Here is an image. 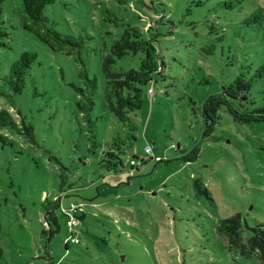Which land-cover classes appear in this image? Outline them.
<instances>
[{"label": "rangeland", "instance_id": "rangeland-1", "mask_svg": "<svg viewBox=\"0 0 264 264\" xmlns=\"http://www.w3.org/2000/svg\"><path fill=\"white\" fill-rule=\"evenodd\" d=\"M3 7L10 35L0 48V76L25 51L37 59L23 92L5 87L0 96V109L19 123V130L0 126V264H261L249 238L250 228L264 224V123L237 124L222 110L214 133L204 137L201 106L241 74L255 79L250 96L263 104L264 77L254 76L264 62V23L247 20L264 0L48 5L47 25L80 41L89 76L98 79L88 117L78 107L81 63L23 29L15 0ZM129 26L148 31L162 72L152 74L125 125L106 104L101 57ZM142 57L128 54L114 67L138 70ZM114 132L135 138L127 141L122 164L108 171L102 164ZM195 149L198 158L187 161ZM131 159L145 163L132 168ZM71 203L79 206L77 216L86 213L72 220L79 244H66ZM47 207L59 223L52 237ZM235 214L242 216L240 239L250 257L218 232L220 220Z\"/></svg>", "mask_w": 264, "mask_h": 264}, {"label": "trees", "instance_id": "trees-1", "mask_svg": "<svg viewBox=\"0 0 264 264\" xmlns=\"http://www.w3.org/2000/svg\"><path fill=\"white\" fill-rule=\"evenodd\" d=\"M6 0H0V48L7 45L6 39L9 37L4 26L3 13L4 3ZM56 0H15L17 13L21 26L26 31L34 34L40 41L45 43L53 51H64L69 56H74L81 63L82 68L79 77L82 79L84 86L76 87L80 95L78 107L87 117L92 111L95 104V97L98 93L97 77H90L85 63L80 55L81 43L71 35L63 34L53 27L47 25L45 9L48 5L53 4ZM264 23V8L259 7L253 14L248 17L247 23ZM148 31H143L137 27L129 26L125 28L121 37L115 40L110 48V52L101 57V73L104 77L103 95L109 110L115 117L125 125L131 121L129 114L140 108L143 88L152 80L153 73H161L162 68H158L159 56L152 44L153 38H147ZM142 53L140 68L122 71L116 69L114 65L117 59H121L128 54ZM37 55L33 52L25 51L13 62L9 73L0 76V96H5V87L12 93H22L26 84V75L35 63ZM163 65L164 63L161 62ZM255 78L264 77V62L257 68ZM255 79H246L244 75H239L233 83L223 86L219 94L210 95L201 106V114L205 121L206 127L204 137H210L221 119V111H228L237 124L264 123V102L260 106L255 105L252 99L251 88ZM151 89V88H150ZM153 92V91H152ZM90 120V118H89ZM94 122L90 121V125ZM0 126L9 127L19 130V123L6 109H0ZM30 133V128H26ZM95 127L91 128L92 149L96 147ZM112 143L109 144V151L105 152L104 163L102 164L108 171H115L122 164V157L125 148L128 146V140L134 139L135 136L130 132L128 138L120 132L112 134ZM107 139L105 140V143ZM199 156L198 149L193 150L185 156L187 161H193ZM141 165L132 166L138 169ZM199 185V182L197 183ZM63 185V184H62ZM65 196L66 191H62ZM58 204V205H57ZM55 205L61 206V202L56 200ZM50 215L45 217L46 225L49 226V236L59 230L58 219L54 214L53 207H47ZM70 221L68 214L64 213ZM240 214H235L231 218L220 220L218 232L229 238L230 247L239 250L243 256L250 257L246 251V245L241 242L240 231L243 229V221H240ZM86 213H81L77 219L83 220ZM68 221V227H69ZM251 236L249 238V247L260 248L261 264H264V224L250 228ZM79 244L81 242L78 233ZM69 244V243H66ZM4 255L3 248L0 246V261Z\"/></svg>", "mask_w": 264, "mask_h": 264}, {"label": "built area", "instance_id": "built-area-1", "mask_svg": "<svg viewBox=\"0 0 264 264\" xmlns=\"http://www.w3.org/2000/svg\"><path fill=\"white\" fill-rule=\"evenodd\" d=\"M152 91H153L152 89H149V93H152ZM173 148H175V145H173ZM151 150H152L151 147L147 146L144 151H145L146 154H149L151 152ZM142 161L143 160L131 159L130 160V164H131V166H138V165H141ZM78 209H79L78 205H76L75 203H71L69 209L67 211H65V213L68 214L69 217H70V221H69V236H68V238L66 240V243H74L75 244V243L79 242L78 233H76L74 231V229L76 227L74 228L73 224H72V220L74 219V217L77 219V215H76L75 212Z\"/></svg>", "mask_w": 264, "mask_h": 264}]
</instances>
